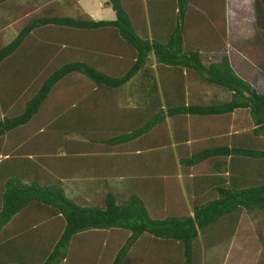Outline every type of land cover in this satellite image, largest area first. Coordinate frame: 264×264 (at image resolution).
I'll use <instances>...</instances> for the list:
<instances>
[{
    "label": "trees",
    "instance_id": "1",
    "mask_svg": "<svg viewBox=\"0 0 264 264\" xmlns=\"http://www.w3.org/2000/svg\"><path fill=\"white\" fill-rule=\"evenodd\" d=\"M80 1L0 0V264H202L242 211L261 216L264 249V82L232 66L229 0H107L116 19L99 22ZM152 5L177 14L166 40L149 35ZM252 7L257 42L240 48L264 75V0ZM139 15L146 33L134 26ZM10 25L16 34L5 44ZM103 31L107 58L95 44ZM116 42L133 53L121 70L111 60ZM163 78L174 95L158 87ZM196 78L229 99L189 96L186 82ZM79 81L90 83L84 96ZM102 94L105 103L89 101ZM74 105L72 117L47 129L62 133L49 158L32 136L52 124L47 114ZM88 106L96 135L86 132ZM238 113L252 126L241 129ZM80 173L104 187L91 202L68 198L62 186ZM180 176L187 203L170 188Z\"/></svg>",
    "mask_w": 264,
    "mask_h": 264
},
{
    "label": "rangeland",
    "instance_id": "2",
    "mask_svg": "<svg viewBox=\"0 0 264 264\" xmlns=\"http://www.w3.org/2000/svg\"><path fill=\"white\" fill-rule=\"evenodd\" d=\"M236 2H232V5L230 7L229 12H227V17H228V24L230 25L229 30H230V45L229 48L227 49V54L230 56V59L232 61V66L234 67L235 71L239 74L241 78L248 82H252L253 84L260 85V83L264 82V75L262 74L261 71L256 70V68L253 65L252 59L246 57L245 55L242 54L241 52V45L245 46L244 44L248 42L251 45H255L257 42L256 39V30L254 26V13H253V0H236ZM95 0H91L89 2V6L92 8L94 5L98 6L96 8L97 10H100L101 4L99 3L98 5L95 4ZM229 6V5H228ZM75 13V9L73 10V13ZM16 34V28L14 25H10L7 29V34L4 39V43L8 44L11 42ZM120 47V44H118ZM253 47V46H252ZM127 56V55H126ZM258 56V55H257ZM114 56H112L113 58ZM259 57V56H258ZM208 62V61H206ZM124 62H120L117 65H115L116 69L121 70L124 66ZM115 70V69H113ZM185 71L183 72V76H185ZM185 78V77H184ZM70 86L73 85V83L76 81L75 76H71V78L68 80ZM190 81V83L188 82ZM185 85V90L186 94L190 96L192 94L195 98H198L200 101L204 103L211 102L213 100H228L229 95L224 92V90L209 86L205 84L203 81L199 79H191L188 80ZM163 84H167V89H172L171 86H169V82L167 83L166 81L159 82V88L162 90ZM79 85L82 87L84 90V93H82V96L86 95L85 92L88 90L90 83L89 82H82L79 81ZM85 88V89H84ZM260 90L263 91V88L259 87ZM174 89V87H173ZM172 89V91H173ZM129 91H126V94H128ZM88 95V94H87ZM57 102L56 108L59 109L60 105L59 102L61 103L62 100H64V94L56 97ZM55 98V99H56ZM114 100L116 103H119L121 98L114 97ZM129 99L127 98L125 102H128ZM134 105V104H133ZM58 106V107H57ZM76 105L73 106L75 108ZM55 108V106H54ZM76 110V109H75ZM74 110L71 109L67 112V115L64 114V112L57 111L54 115L47 114L48 118L47 120L52 119L51 125H49L44 132V135L42 136H32V141L39 142L37 145L39 148H41L42 152H45L47 157H51V150L49 148L58 146L61 143V132L59 130H54L52 127H57L56 125H60L61 121L64 122L65 118L72 113ZM51 115V116H50ZM91 115V114H90ZM87 117V116H86ZM88 118V117H87ZM90 119L88 120V123H85L88 128H87V133L95 134L99 133L101 130L99 127H93L91 126V120H93L95 117H89ZM238 122L240 124L241 129H245L251 125V121L249 116L246 114L240 115L237 117ZM62 122V123H63ZM49 123V121H48ZM90 123V124H89ZM51 129L47 131V129L50 127ZM85 139H83L81 143V147L83 148H89L87 145H85ZM57 153L62 156L63 152L60 149H57ZM48 158V159H49ZM245 162L248 161V159L244 160ZM47 165L48 160H47ZM264 166V165H263ZM83 174V176H82ZM77 176V177H76ZM75 177L71 178L70 180H66L64 182L63 188L66 191V195L68 198L73 199L72 197H75L76 195H80V197L83 198L87 202H91L95 197L96 194L99 193L96 191L94 188V183L91 181H87L88 175L86 173H80L76 175ZM224 177H228L227 175H222ZM183 177V176H182ZM76 179V180H74ZM80 179V181H79ZM181 176H180V181L179 183H175L173 179L171 178V186L173 190L176 189V186L178 185L180 187L179 192L182 193V197H184L186 203H187V196L190 194V189L186 187V189L183 188L181 182ZM122 184V183H121ZM112 189H115L117 193L121 192V185L120 184H112L110 186ZM105 192V189H104ZM172 197H170L171 201ZM174 199V197H173ZM181 199V200H180ZM179 199V203L182 204L183 200L182 198ZM178 200V199H177ZM176 205V204H175ZM261 216L257 213H247L245 211H242L239 214V220L237 225L235 226V230L233 232V235L231 238L226 241H224L221 245L217 247L211 248L209 251H205L204 257L202 260V264H257L261 260L262 253L264 249L262 248V245L260 244L258 240V230L261 228ZM93 235V234H92ZM94 236V241L95 240H100L101 242L98 241L96 242V247H101L99 244L103 245L105 241L109 242V237L110 235H107L104 237L102 234L100 235H93ZM112 236V235H111ZM104 238V240H103ZM127 238V235L122 234V240L120 241L121 245H123L124 240ZM78 240V239H77ZM100 242V243H99ZM79 243V240L77 241V244ZM99 243V244H98ZM76 244V243H75ZM76 248L79 247L78 245H75ZM110 247V246H109ZM107 248V250L109 249ZM86 248V247H85ZM84 252H82L83 254ZM98 253V252H97ZM96 253V254H97ZM87 254V253H86ZM162 259V257H161ZM166 259V257L164 258ZM109 262L112 261V256H110V259L108 260ZM165 261V260H164ZM96 264V263H94Z\"/></svg>",
    "mask_w": 264,
    "mask_h": 264
},
{
    "label": "crops",
    "instance_id": "3",
    "mask_svg": "<svg viewBox=\"0 0 264 264\" xmlns=\"http://www.w3.org/2000/svg\"><path fill=\"white\" fill-rule=\"evenodd\" d=\"M90 1L91 0H81L79 2V6L82 9V11L86 15H88L90 18H92L94 21H97V22H99V21H113V20L116 19L114 11L110 7L106 6L107 0H95V2H96L95 4H97V5L99 3L101 4L100 10H97L96 8H98V6H95V5L91 8L89 6V2ZM232 2H236L237 3L236 0H229V6L227 7L228 8L227 12H229L230 7L232 5ZM153 6H155V5L151 6L150 15H149V19H148L149 20V24L151 23L150 27H148L149 28V32L151 33V34L149 33V35H150L151 39H156L158 41L166 40L170 36V34L174 31V29H175V27L177 25L176 24L177 23V14L174 13L173 11H168V10L164 9L165 7L161 8L160 6H155V7H153ZM134 17H135L134 26L139 28L142 32L145 31V33H146V28L141 29L144 26V22H143L142 16L139 15V16H134ZM229 27H230V25L228 24V33H229V38H230ZM96 34H101L98 37H96V40H95V44L98 47V51L101 53V55H103L105 58H107L108 56H107V53L105 51L107 48L105 47L106 44L103 42L104 37H106L105 35L107 34V31L106 32L103 31V32H100V33H95V35ZM152 34H153V36H152ZM116 44H117V46H115L113 48V49H115V53L116 54H115V56L113 58H111L112 62L114 64H116V65L118 63L122 62V61L125 64L126 63L129 64L130 63L129 61L131 60V57H132L133 53L131 54V51H129V49L127 47H125L124 45L123 46L120 45V47H119V45H118L119 43L116 42ZM126 55H127V57H126ZM204 57H206V56H204ZM166 79L163 78V81L164 80L166 81ZM78 85H79V83L76 84V87ZM168 85L170 86V83ZM169 94L170 95H174L172 89H169ZM86 98H87V96H86ZM90 98H91L89 100L90 102L97 100L98 102H100L102 104L105 103L106 100H107L106 95H104V94L99 95V96H93V97H90ZM223 101H225V100H223ZM74 109L75 108L72 107V110H74ZM84 111H85L87 116H89V117H93L94 116V115H92V116L90 115L91 114V110H90L89 106L87 107V110H84ZM74 112H77V111H73L72 113H70L68 115V118L72 117ZM237 115L240 116L241 114L238 113ZM82 176H83V174H82ZM74 180H76V179H74ZM86 180L87 181H91V182L94 181V179L92 180L89 177H87ZM79 181H80V179H79ZM179 181L180 180H177V179L174 180L175 183H177V182L179 183ZM93 183H94V188L96 189L97 192H99V190L102 191V189L104 188L102 186L98 187L95 182H93ZM116 184H119V183H116ZM176 187H178V185ZM183 188L186 189L185 186ZM175 190L178 191V188H176ZM75 197H80V195H76ZM82 198H83V196H82ZM17 240L20 243L22 239L20 240L18 238Z\"/></svg>",
    "mask_w": 264,
    "mask_h": 264
}]
</instances>
